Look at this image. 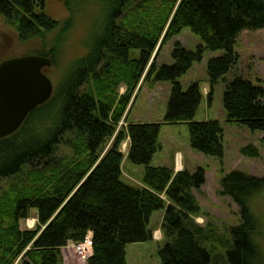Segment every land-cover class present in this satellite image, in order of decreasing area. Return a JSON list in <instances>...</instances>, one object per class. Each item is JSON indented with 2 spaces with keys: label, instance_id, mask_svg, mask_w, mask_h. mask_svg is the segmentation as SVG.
Wrapping results in <instances>:
<instances>
[{
  "label": "trees",
  "instance_id": "trees-1",
  "mask_svg": "<svg viewBox=\"0 0 264 264\" xmlns=\"http://www.w3.org/2000/svg\"><path fill=\"white\" fill-rule=\"evenodd\" d=\"M102 2L108 8V37L91 48L87 65L63 82L56 102L49 98L28 113L18 130L0 139L14 155L10 165L0 168V179L30 166L24 180L0 192V264H14L18 257L21 264H62L60 249L81 241L87 232L92 245L84 264H126V245L152 239L149 218L161 209V264H220L223 259L225 264H258L249 202L264 186V175L231 170L221 178L219 194L228 196L239 213V223L228 228L224 241L193 220L200 208L192 190L204 183L203 169L174 172L149 163L160 149L162 124H185L193 150L222 157L220 122L193 120L201 98L197 82L183 90L177 79L205 50H222L206 63L211 88L237 60L238 33L264 27V0ZM0 15L22 42L56 26L44 12V0H0ZM185 27L203 44L190 51L175 43L172 63L158 65L156 51ZM130 49L139 51L137 58L129 56ZM139 81H170L162 121L132 122L116 130ZM120 84L125 86L122 94L116 91ZM263 94L259 83L241 77L227 82L222 93L226 122L264 132ZM210 95L211 90L208 100ZM125 139L127 159L144 166L142 186L120 181ZM62 140L71 157L55 156ZM240 152L259 154L252 144ZM32 209L34 228L21 229L19 222ZM212 239L226 248L225 255L212 254L207 245Z\"/></svg>",
  "mask_w": 264,
  "mask_h": 264
},
{
  "label": "rangeland",
  "instance_id": "rangeland-1",
  "mask_svg": "<svg viewBox=\"0 0 264 264\" xmlns=\"http://www.w3.org/2000/svg\"><path fill=\"white\" fill-rule=\"evenodd\" d=\"M102 1L44 0V12L56 21V26L51 31L25 42L18 39L15 29L0 15V61L37 53L47 54L46 57L51 60L52 65L43 68L42 72L52 83L50 98L56 102L63 82L78 69H83L92 56L91 48L108 37L110 24L107 20L108 8ZM175 43L190 51L203 44L199 36L185 27L156 51L155 60L158 65L172 63L170 51ZM234 50L237 53L236 62L211 88L206 63L210 58L221 55L222 50H205L201 60L193 62L177 79L183 90L191 82H197L201 98L193 120L214 119L220 122L223 129L222 157L204 155L193 150L189 145L185 124H162L158 134L160 149L153 154L149 163L151 166L170 167L174 172L183 168L188 171H194L198 167L203 169L204 183L198 190H192L200 208L199 213L193 216V220L224 241L229 239L228 228L239 223V213L237 205L228 196L219 194L220 180L231 170L258 177L264 175V132L226 122L222 93L227 82L235 77H241L254 84L259 83L264 90V27L255 30L242 29L235 39ZM138 54L137 49L129 50L131 58H137ZM170 87V81H158L153 84L139 81L116 130L125 128V125L132 122H161ZM124 90L125 86L122 84L116 89L118 94H122ZM210 90L211 98L208 100L207 93ZM261 101L264 104V94ZM67 136H64L65 140ZM63 141L57 144L55 156L71 157L72 150ZM127 143L125 139L120 144V150L124 155L120 164V181L130 186H142L144 166L133 164L127 159ZM248 144L258 148L257 157L241 154L240 149ZM13 156L6 148L5 142L0 141V168L10 165ZM28 167L30 166H23L11 177L0 179V192L2 193L9 185L24 180L29 171ZM162 198L168 203L163 195ZM249 208L255 218L254 235L259 250L258 264H264V186L251 197ZM162 216L163 209L153 211L149 218L151 240L126 245V264H161L158 250L165 242L160 229ZM35 223V210L32 209L28 217L19 222V227L32 229ZM71 243L60 250L62 264H84L71 253ZM207 245L213 255L220 253L225 255L226 248L214 240ZM224 262L225 259L221 260L220 264H225ZM14 264H21L19 257Z\"/></svg>",
  "mask_w": 264,
  "mask_h": 264
},
{
  "label": "water",
  "instance_id": "water-1",
  "mask_svg": "<svg viewBox=\"0 0 264 264\" xmlns=\"http://www.w3.org/2000/svg\"><path fill=\"white\" fill-rule=\"evenodd\" d=\"M51 60L32 54L0 61V139L13 134L34 108L49 100L52 83L42 72Z\"/></svg>",
  "mask_w": 264,
  "mask_h": 264
},
{
  "label": "built area",
  "instance_id": "built-area-1",
  "mask_svg": "<svg viewBox=\"0 0 264 264\" xmlns=\"http://www.w3.org/2000/svg\"><path fill=\"white\" fill-rule=\"evenodd\" d=\"M69 244H67L68 246ZM91 233L87 232L84 238L79 242L70 244L71 253L77 257L81 263H85L86 258L91 254ZM66 246V247H67Z\"/></svg>",
  "mask_w": 264,
  "mask_h": 264
},
{
  "label": "crops",
  "instance_id": "crops-1",
  "mask_svg": "<svg viewBox=\"0 0 264 264\" xmlns=\"http://www.w3.org/2000/svg\"><path fill=\"white\" fill-rule=\"evenodd\" d=\"M204 90H205V88H204ZM124 156V155H123ZM178 156L180 157V154H178ZM64 247H62L60 250L62 251V249H63Z\"/></svg>",
  "mask_w": 264,
  "mask_h": 264
}]
</instances>
